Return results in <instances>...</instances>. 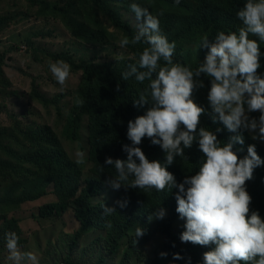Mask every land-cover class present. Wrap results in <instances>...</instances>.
I'll list each match as a JSON object with an SVG mask.
<instances>
[{
    "label": "clouds",
    "instance_id": "obj_1",
    "mask_svg": "<svg viewBox=\"0 0 264 264\" xmlns=\"http://www.w3.org/2000/svg\"><path fill=\"white\" fill-rule=\"evenodd\" d=\"M130 9L137 20L144 22L131 41L128 38L120 41V47L141 41L148 44L149 47L139 56V68L146 71L130 66V70L121 75L125 81L131 77L141 84L149 81L139 99L132 101L134 107H148L143 115L128 122L127 138L131 146H123L127 159H105V164L114 166L117 173L106 183L115 190L121 187L154 188L159 192L167 188L172 192L177 189L176 211L185 220V231L180 239L198 248L205 246L200 251V264H264V210L250 209L252 197L246 189V182L253 178L254 170L264 165V160L256 152V147L261 148L250 141L253 145L248 146L245 157L240 158L234 151L236 144L245 142L243 131L253 133V140L264 142V76L258 72L264 53L256 40L249 39L252 34L264 40V0H247L237 12L244 25L238 34L221 32L211 43L209 38H203L199 49L208 51L195 71L173 62L175 44L160 34L158 18L136 3H132ZM161 59L164 66L158 63ZM49 67L56 81L63 86L70 76V65L58 60ZM202 74L210 81L207 100L211 111L208 114L213 123L219 122L228 132L235 133L227 143L221 144L216 133L199 127L206 110L192 97L197 89L204 87L199 79ZM253 112L260 113L258 120L250 118L249 114ZM145 137L152 145L161 147L165 163L150 161L146 157L139 147ZM194 142L198 143L204 156L203 163L196 174L186 176L178 184L174 174L167 170L168 166L176 157H185V149H190ZM130 177L131 183L125 186ZM112 211L115 209L105 207L106 214ZM153 215L163 219L165 211L158 208ZM144 234V229L136 228L137 238ZM105 244L111 254L120 248L118 244L111 251L110 243L106 241ZM7 247L15 264L24 261L38 264L35 254L18 250L15 233L8 234ZM137 248L134 245L131 249L127 245L131 252H137ZM160 255V264H175L166 253ZM128 256V252H124L125 262H128ZM173 258L181 257L177 254ZM138 261L136 264H143L146 260ZM69 264H73L72 261Z\"/></svg>",
    "mask_w": 264,
    "mask_h": 264
},
{
    "label": "rangeland",
    "instance_id": "obj_2",
    "mask_svg": "<svg viewBox=\"0 0 264 264\" xmlns=\"http://www.w3.org/2000/svg\"><path fill=\"white\" fill-rule=\"evenodd\" d=\"M99 1L115 11L135 33L139 31L144 21L137 20L130 9L135 0ZM2 16L8 17V22L0 30V56L3 57L0 73V229L3 219H16L18 250L35 254L38 264L152 262L161 238L157 232L161 219L155 216L149 221L151 238L139 246L137 252L128 251V237L116 253H109L105 244L108 234L100 229L90 230L76 245L67 237L79 229L73 210L69 208L72 196L83 187L92 167L88 161V116H80L74 137L73 128L68 129L67 123L78 110L79 86L85 69L108 73L125 59L135 61L126 47H120L124 35L110 25L91 0H0ZM196 37L203 39L200 35ZM189 50L196 53L197 46H181L182 54ZM58 60L65 61L71 69L63 86L49 67ZM259 115V112L249 114L257 120ZM38 131L41 132L38 140L27 137V133ZM246 133L250 138L253 135ZM251 140L264 145L260 140ZM10 151L18 156L32 152L65 153L72 165L71 183L44 184L34 177L35 174L25 177L22 168L9 155ZM38 186L46 187L44 197L36 193L27 195L29 189L32 191ZM14 187L21 189L14 191ZM18 197L20 200L16 203ZM117 202L118 191L106 183L99 196L93 199L98 207L105 204L112 209ZM43 213L47 216L41 217ZM55 215L57 217H53ZM184 224L185 220L179 217L171 230L179 247L190 244L180 239L185 231ZM126 251L129 260L122 263ZM10 257L7 243H0V264H15ZM161 260L166 261L164 257Z\"/></svg>",
    "mask_w": 264,
    "mask_h": 264
},
{
    "label": "trees",
    "instance_id": "obj_3",
    "mask_svg": "<svg viewBox=\"0 0 264 264\" xmlns=\"http://www.w3.org/2000/svg\"><path fill=\"white\" fill-rule=\"evenodd\" d=\"M135 1L158 18L162 35L166 36L170 43L175 44L173 62L187 66L193 71L199 67L200 63H203L201 59L208 51L207 49H199L203 39H198L197 35L209 38L211 43L221 32L225 34L235 32L238 34L239 29L244 27L243 22L237 16V12L247 0H179V3L176 0ZM91 2L107 18L112 27L121 32L124 38L131 41L136 33L120 20L115 11L110 10L102 1L91 0ZM7 22L8 17H0V30L6 26ZM249 39L256 40L260 45L261 52L264 53V40H260L258 36L252 34L249 35ZM183 45H195L197 46V52L194 53L189 50L182 54L181 46ZM125 47L134 56L135 61L125 59L119 67L108 73L94 68L84 70V77L82 76L79 86L78 110L67 123L68 129L73 128L72 135L74 137L80 116H88V161L92 165L90 175L85 179L83 187L72 196L69 208L73 210L74 217L79 223V229L74 235H68L67 237H70L74 245L79 238L90 230L100 229L109 234L107 242L110 243L111 251L128 237L130 238L127 245H129V248L134 249V245L139 247L149 242L152 234L149 217L153 218V214L160 208L167 214L160 220L157 229V232L161 234V238L154 250L153 261L149 263L146 260L143 264H160L159 256H161V253H166V257L175 264H200V251L203 247L198 248L192 243L179 247L176 243V236L171 233L175 221L180 217L176 211L175 194L177 189H173L171 192L166 188L158 192L154 188L125 189L121 187L117 190L119 203L117 202L115 211L107 214L105 213L107 205L104 204L98 207L93 203V199L99 196L106 181L110 177L115 178L117 175L114 166L106 165L105 159L107 157L127 159V153L123 150V146H131V141L127 138L128 122L134 121L136 117L143 115L148 107H134L132 101L139 99L140 93L147 88L149 81L146 80L141 84L134 77L125 81L122 79L121 74L130 70V66H136L139 71H146V69L139 68V56L149 45L141 41L137 44L129 43ZM2 61L3 57L0 56V73L2 72ZM159 62L165 64L162 59ZM260 62L261 68L258 72L264 76V55L261 56ZM199 79L203 81L204 87L197 89L192 97L199 106L206 110L201 117L199 127L212 130L217 134L221 144L227 143L235 133L228 132L219 122L213 123L211 116L208 114L211 111L207 100L210 81H207L203 74ZM4 83H7L5 78ZM117 85H119V91H117ZM217 129H220V131L216 132ZM40 134L39 131L27 133V137L38 140ZM243 136L244 144L234 146L237 155L240 158L245 157L248 146L254 144L261 148L256 147V152L264 160V146L254 143L246 131H243ZM139 147L142 148L150 161L159 160L161 163H165V154L161 147L152 145L148 138L145 137ZM9 155L22 168L25 177L35 174L34 177L44 184L59 181H65L67 184L71 183L72 165L67 161V156L63 152H32L18 156L10 151ZM184 156L176 157L175 162L167 169L174 174L178 184L183 182L186 176L196 174L204 160V156L199 151L196 142L193 143L190 149H185ZM12 169L15 170L14 167ZM131 179L130 177L129 181L125 182V186L131 183ZM20 189L19 187L13 188L14 191ZM246 189L252 197L250 209L258 212L263 211L264 165L254 170L253 178L246 182ZM45 190L46 187L38 186L32 191L29 189L27 195L31 196L36 193L38 196L44 197L46 195ZM19 200L20 197H18L16 203ZM120 204L125 206L121 207ZM46 216L47 213L41 215V217ZM137 227L144 229L145 234L142 237H136ZM17 230V222L14 219H3L0 229V243H7L6 234L15 233ZM19 243L18 241V245ZM177 254L181 257L180 259L173 258ZM122 260V263H124V258ZM65 263L69 264L70 262L66 261Z\"/></svg>",
    "mask_w": 264,
    "mask_h": 264
}]
</instances>
